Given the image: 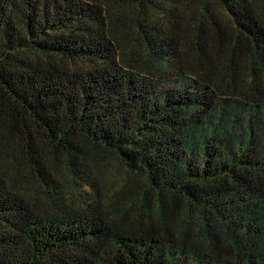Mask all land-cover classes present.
Masks as SVG:
<instances>
[{
    "label": "trees",
    "instance_id": "trees-1",
    "mask_svg": "<svg viewBox=\"0 0 264 264\" xmlns=\"http://www.w3.org/2000/svg\"><path fill=\"white\" fill-rule=\"evenodd\" d=\"M0 264H264V0H0Z\"/></svg>",
    "mask_w": 264,
    "mask_h": 264
}]
</instances>
